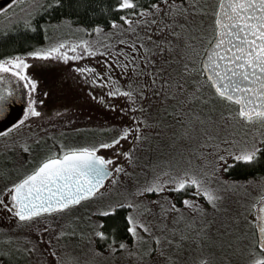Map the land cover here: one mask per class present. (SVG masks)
I'll return each instance as SVG.
<instances>
[{
	"label": "snow or ice",
	"instance_id": "snow-or-ice-1",
	"mask_svg": "<svg viewBox=\"0 0 264 264\" xmlns=\"http://www.w3.org/2000/svg\"><path fill=\"white\" fill-rule=\"evenodd\" d=\"M12 2L15 5L17 0ZM71 3L87 7L85 0H70ZM64 6L65 0H32L26 5L29 11L23 23L35 31L36 20L42 13ZM114 8L123 15L109 19L107 30L103 23H95L94 27L73 26L67 18L57 24L45 22L47 44L0 56V114L10 117L16 100L27 97L26 107L21 105L22 115L0 131V137H11L25 121L30 124L32 117L42 116L44 100L37 94L39 81L28 71L35 60L75 61L82 55L98 53L112 58L125 76L131 72L127 86L90 65L74 64L73 68L88 74L85 78L93 83H106L109 96L126 97L131 108L121 111L133 112L131 125L119 127L103 141L72 144L52 136V143L44 142L42 146V138L24 139L20 143V148L28 154L26 163L31 166L17 171L14 178H10L11 169L0 172L4 181L0 187V210L8 215L6 226L0 228L4 238L0 264H21L25 257L37 251L39 241L43 240L42 235L36 241L25 237V246L12 235L14 231L34 221L73 213L100 195L108 177L116 183L120 174L130 178L122 199L101 203L95 212L89 208L88 232L69 221L71 230L66 233L62 229L57 235L79 236L80 241L73 242V246H79L87 238L89 250L96 256L104 255L95 246L100 243L108 256H126L131 264H186L182 257L185 254L191 257V248H186L189 241L196 244L200 255L187 264H215L212 249L233 248L241 240H247L242 249L244 264H264V177L246 182L260 188L255 201L244 209L255 210L254 217L240 213L227 216L215 229V221L207 220V209L198 200L185 196L182 207H177L166 196L149 198L166 192L168 185L185 191L194 187L217 210L225 198V189L213 186L211 177L222 167L220 162L229 157L234 161L255 162L264 156V0H115ZM4 12L0 8V14ZM61 25L83 35L65 37L59 32L55 36L47 35L50 27L55 31ZM93 32L95 38L89 36ZM103 63L111 73L113 64L108 59ZM98 99L107 103L103 96ZM153 105L158 118L150 119L144 113L146 109L151 112ZM153 127L169 130L170 143H153L150 136L143 134L142 129ZM237 128H251L257 135H244L240 140ZM130 135L134 142L129 151L122 153L129 165L141 159L137 154L140 150L151 155L177 145L181 153H190L186 165H181L180 160L175 166L165 161L164 167L150 162L147 165L150 175L145 172L141 181L123 164H113L114 155L100 152L104 148L118 152L121 140ZM207 148L212 149L214 160L208 159L212 153L203 151ZM191 153L202 163H193ZM180 159H184L183 155ZM224 184L232 186L228 181ZM122 208L128 209L125 231L130 239L110 235L102 230L103 220L92 219ZM170 211L176 214L173 224H182V230L169 228ZM186 212H196L199 223ZM242 219L247 221L243 231ZM36 230L46 231L42 227ZM51 243L49 239L48 244ZM61 246L69 248L67 243ZM50 254L55 257V264H81L79 257L70 251L63 257L56 250H50Z\"/></svg>",
	"mask_w": 264,
	"mask_h": 264
},
{
	"label": "rangeland",
	"instance_id": "rangeland-1",
	"mask_svg": "<svg viewBox=\"0 0 264 264\" xmlns=\"http://www.w3.org/2000/svg\"><path fill=\"white\" fill-rule=\"evenodd\" d=\"M32 0H17L15 5H11L10 8L5 10L0 16V32L4 33L7 30H12L16 25L23 23L26 13L29 9L26 5L30 4ZM10 9V11H9ZM19 21V22H18ZM60 21L49 23L57 24ZM72 23V22H71ZM24 24V23H23ZM73 26L82 25L78 23H72ZM84 26V25H83ZM95 26V25H94ZM93 26V27H94ZM87 27V26H85ZM106 26L105 30H107ZM57 32L63 34L65 37L73 35H83L82 33H73L71 28L65 25H61L59 29L53 31L51 27L47 35L55 36ZM89 36L95 38V33H89ZM48 41L45 39L42 44H47ZM135 55V53H133ZM109 60L110 64H113V70L108 73L106 66L103 61ZM77 67H83L90 65L96 68L97 71H104L106 75L115 77L120 84L127 86L129 79L132 77L131 72L125 76L119 67L115 66L114 60L110 57H104L101 53L97 56H83L80 60H35L29 67L28 71L34 78L39 81L37 87V94L40 99L44 100V104L41 106L42 116L32 117L30 124L25 121L22 128L14 130L11 137L5 136L0 137V172L4 169H11L10 178H14L17 171L23 168L30 167V164L26 163L28 154L20 148V143L24 139L29 141L41 139V146L44 142L52 143V136H55L57 140L64 139L66 143L72 144H83L92 141H103L105 138L114 135L119 127L124 125H131L133 123L132 116L133 112L128 110L122 112L121 109H130L131 104L128 99L124 96H109V87L105 84L93 83L90 78L85 77L88 74H82L77 72L73 65ZM195 77H193L194 79ZM191 86V85H190ZM47 92L48 95L44 96L43 93ZM103 96L107 103H101L98 97ZM115 105V107H110ZM156 106L153 105L151 112L146 109L145 115H149V118H158L155 111ZM139 111L137 110V113ZM219 113H217L218 117ZM176 119H181L177 117ZM169 123L171 121H168ZM223 127V126H222ZM106 130V132H102ZM228 131H232L228 129ZM237 138L243 140L244 135L252 136L257 135L253 133L251 128H237ZM143 134L148 135L152 138V142L156 143L162 141L164 144L170 143L169 130L162 129L160 127L145 128L142 129ZM159 134V136H157ZM19 137V139H17ZM258 138V136H257ZM15 141V143H13ZM133 139L131 135L121 140L119 145V151H114L113 148L100 149V152L106 156H115L113 164L120 163L125 166L129 172H135L136 178L143 181L145 179V172L150 175V170L147 165L151 163H159L161 167H164L165 161H170L173 166L176 165V161L180 160L181 165H186L187 156L189 152L181 153L179 145L171 149L163 148L158 152L149 155L144 150H140L137 154L141 157L135 165H129L127 158L122 153L129 151ZM121 149V151H120ZM205 153H212L211 148L203 149ZM183 155L184 159H180ZM193 156V163H202L196 154L191 153ZM146 157V158H145ZM208 159L214 160V153L208 156ZM233 158H226L225 161H221L222 167L219 169L216 176L211 177L213 186L219 185L225 189L224 200L218 206L217 210H214L212 206L203 198L202 194H197L195 188H189L187 191L176 190L173 186L168 185L167 191L151 195L150 199H157L158 197H169L177 205L182 207V200L185 196L189 199L198 200L205 209H207V220L215 221L213 228H217L219 224L227 216H233L240 213L242 216L248 215L254 217V211L245 212V208H248L251 203L255 201V197L260 194L259 186H253L249 183V179L243 178H231L226 175L224 169L233 163ZM210 167V166H209ZM143 169V171H141ZM129 179L123 174H120L119 180L116 183H112L111 177L108 178L106 183L100 189V195L95 200L87 201L83 207L77 208L71 214H65L59 217H52L50 219H43L34 221L32 225H29L18 231H14L12 235L19 238V242L27 246L25 237L27 240L36 241L42 235L43 240L39 241L37 251L32 254L31 257H25L21 264H55V257L50 254V250L58 251L63 257L69 251L72 255L79 257L81 264L90 262V264H131L130 258L121 255L120 257H110L107 251L96 243V247L100 248L104 255L96 256L91 252L90 245L87 242V238L84 239L83 243L79 246H73V242H79V236L65 235L63 237L58 236V232L62 229L66 233L71 229L69 227V221L75 224L79 230L88 232L89 221L86 219L88 216V209L91 208L95 212L97 205L101 203H110L117 200H121L124 194V190L128 187ZM261 178H252L251 180L259 181ZM224 181H228L232 186L224 184ZM3 179H0V187L3 186ZM196 197V198H194ZM243 205V207H241ZM158 207V206H153ZM187 216L196 217L197 223H199V217L196 212H186ZM175 213L169 212L168 214V226L169 228L177 227L182 230L183 225H174L173 218ZM79 216L80 219H75ZM102 215H95L92 219L99 221ZM150 220L152 216L148 217ZM8 215L4 210H0V228L6 226ZM247 223L245 220H241V230H244V225ZM51 225V226H50ZM37 227L46 229L44 232L37 231ZM224 231V229H220ZM215 235V234H214ZM51 239V245L48 244ZM68 244L69 248H64L61 245ZM247 240H241L239 244L234 245L233 248L226 249H212L215 253V264H244L245 257L242 249ZM191 248V257L185 254L182 259L186 262L195 259L200 255L196 244L192 241L187 242L186 248ZM235 249H241L237 251ZM4 250V238L3 234L0 233V251ZM227 257L225 260L224 258Z\"/></svg>",
	"mask_w": 264,
	"mask_h": 264
},
{
	"label": "trees",
	"instance_id": "trees-1",
	"mask_svg": "<svg viewBox=\"0 0 264 264\" xmlns=\"http://www.w3.org/2000/svg\"><path fill=\"white\" fill-rule=\"evenodd\" d=\"M85 2L87 7L84 5L76 6L75 3L70 5V0H65V6L62 9H57L50 13H42L36 20L37 27L35 31L27 29L21 23L12 30H7L4 33L0 32V56L14 51L29 50L34 45H42L45 40L43 28L45 22H58L67 18L72 23L82 24L87 27H93L95 23H103L109 26V19L115 18L117 15H123L122 12L118 13L114 8L115 0H85ZM12 4L13 2L6 6L4 10L10 8ZM109 10L111 11V16L109 15ZM102 132H106V130L103 129ZM224 172L231 178H262L264 177V156L255 162L234 161L224 169ZM187 193L190 192L187 191ZM127 211V208H122L108 216H101L100 220L104 221L102 230L110 235L114 233L118 239L121 237L130 239L125 231L127 227L125 214ZM97 244L105 249L100 243Z\"/></svg>",
	"mask_w": 264,
	"mask_h": 264
},
{
	"label": "water",
	"instance_id": "water-1",
	"mask_svg": "<svg viewBox=\"0 0 264 264\" xmlns=\"http://www.w3.org/2000/svg\"><path fill=\"white\" fill-rule=\"evenodd\" d=\"M11 2H12V0H0V8H2V9L5 8ZM26 99H27V97L25 95V96L20 97L16 100V102L11 106L12 115L10 117L5 118L4 114H0V131H3L5 127H10L11 123L14 122V119L18 118L20 115H22L21 105L26 106V104H24V101Z\"/></svg>",
	"mask_w": 264,
	"mask_h": 264
},
{
	"label": "flooded vegetation",
	"instance_id": "flooded-vegetation-1",
	"mask_svg": "<svg viewBox=\"0 0 264 264\" xmlns=\"http://www.w3.org/2000/svg\"><path fill=\"white\" fill-rule=\"evenodd\" d=\"M120 151H121V149H120ZM194 198H196V197H194Z\"/></svg>",
	"mask_w": 264,
	"mask_h": 264
}]
</instances>
